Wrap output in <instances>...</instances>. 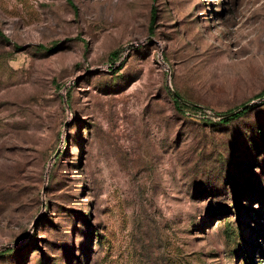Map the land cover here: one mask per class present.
I'll return each mask as SVG.
<instances>
[{
  "label": "rangeland",
  "instance_id": "obj_1",
  "mask_svg": "<svg viewBox=\"0 0 264 264\" xmlns=\"http://www.w3.org/2000/svg\"><path fill=\"white\" fill-rule=\"evenodd\" d=\"M263 93L264 0H0V264H264Z\"/></svg>",
  "mask_w": 264,
  "mask_h": 264
},
{
  "label": "trees",
  "instance_id": "obj_2",
  "mask_svg": "<svg viewBox=\"0 0 264 264\" xmlns=\"http://www.w3.org/2000/svg\"><path fill=\"white\" fill-rule=\"evenodd\" d=\"M152 21L154 22L155 21V13H154V11H153V13H152ZM112 56V59L113 60H117L118 59V52H113L112 54H111ZM112 67V66H111ZM264 95V93L263 94H261V95H259L258 97H262ZM173 99H174V102H175V105H176V108L178 109V110H181V107L183 106V105H185V102H183V101H185L180 95L178 96H175V97H173ZM244 105V104H243ZM242 105V106H243ZM196 106H198V105H196ZM199 107V106H198ZM233 110H231L230 112H232ZM246 110H244V111H239V112H237V113H235L233 116H226V117H223L222 118V120H223V122L224 123H228L230 120H232L233 118H237V117H239L241 114H243L244 112H245ZM229 113V112H228ZM224 114H227V113H224ZM219 115H223V114H219Z\"/></svg>",
  "mask_w": 264,
  "mask_h": 264
},
{
  "label": "water",
  "instance_id": "obj_3",
  "mask_svg": "<svg viewBox=\"0 0 264 264\" xmlns=\"http://www.w3.org/2000/svg\"><path fill=\"white\" fill-rule=\"evenodd\" d=\"M131 45L134 46V43H132ZM175 96H177V94H175ZM253 104H254V102L246 103L240 109H238L236 111L229 112L227 114L220 115V116H222V117L233 116L235 113L239 112L240 110H246V109L250 108Z\"/></svg>",
  "mask_w": 264,
  "mask_h": 264
}]
</instances>
